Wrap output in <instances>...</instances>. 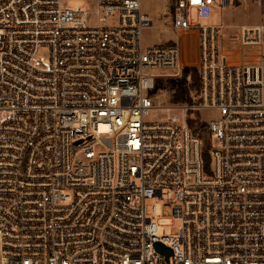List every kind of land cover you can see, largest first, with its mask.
I'll return each instance as SVG.
<instances>
[{
	"label": "built area",
	"instance_id": "built-area-1",
	"mask_svg": "<svg viewBox=\"0 0 264 264\" xmlns=\"http://www.w3.org/2000/svg\"><path fill=\"white\" fill-rule=\"evenodd\" d=\"M69 1L0 0V264H264V22L226 42L201 20L239 0H170L190 55L142 0Z\"/></svg>",
	"mask_w": 264,
	"mask_h": 264
},
{
	"label": "rangeland",
	"instance_id": "rangeland-1",
	"mask_svg": "<svg viewBox=\"0 0 264 264\" xmlns=\"http://www.w3.org/2000/svg\"><path fill=\"white\" fill-rule=\"evenodd\" d=\"M69 4L82 5L84 4V0H70ZM169 9L170 0H142V11L153 20L152 28L145 30L143 33L144 45L151 46L153 44L178 40L181 41L185 52L189 51L190 55H193L194 49H192L191 39L187 35L179 34L170 28ZM221 21L225 24L222 38L226 42L229 38L239 40L244 26H254L264 22V0L262 5L253 0H239L237 3L233 2L231 5L223 7L222 10L215 8L211 18L201 20L204 24H219ZM245 50L251 51L254 50V48L247 47ZM172 78L178 77H167L159 81L161 90L166 91L170 96H172V91L168 87V82ZM154 102L155 104L163 103L166 105L168 103L167 96L160 94L158 99ZM201 115L202 120L207 124L217 117L216 113L210 111H203ZM148 118H154L153 114H150ZM156 205L159 210L158 213H160V202H157ZM147 208L148 213L151 214V201H148ZM158 222V231L160 234H169L177 228V225L173 224L172 220L169 218L159 219Z\"/></svg>",
	"mask_w": 264,
	"mask_h": 264
},
{
	"label": "trees",
	"instance_id": "trees-1",
	"mask_svg": "<svg viewBox=\"0 0 264 264\" xmlns=\"http://www.w3.org/2000/svg\"><path fill=\"white\" fill-rule=\"evenodd\" d=\"M192 76L193 84L190 86L194 88L198 85V72L195 67H185L182 71V74L178 78H172L168 82V87L172 91V99L174 101H186L189 99L190 87L187 85V76ZM157 87L160 88V84L158 82ZM207 146L208 142L205 141ZM209 151L205 150V155L208 157Z\"/></svg>",
	"mask_w": 264,
	"mask_h": 264
},
{
	"label": "water",
	"instance_id": "water-1",
	"mask_svg": "<svg viewBox=\"0 0 264 264\" xmlns=\"http://www.w3.org/2000/svg\"><path fill=\"white\" fill-rule=\"evenodd\" d=\"M156 246L160 251H163L165 253L171 252V249L169 247L164 246L163 244L157 243Z\"/></svg>",
	"mask_w": 264,
	"mask_h": 264
}]
</instances>
